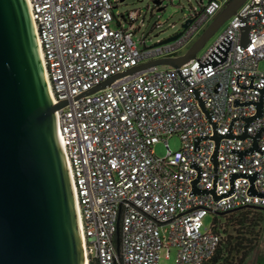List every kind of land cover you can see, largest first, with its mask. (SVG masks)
Here are the masks:
<instances>
[{
	"label": "built area",
	"instance_id": "obj_1",
	"mask_svg": "<svg viewBox=\"0 0 264 264\" xmlns=\"http://www.w3.org/2000/svg\"><path fill=\"white\" fill-rule=\"evenodd\" d=\"M28 1L54 100H68L58 123L87 264H159L172 246L176 264H203L221 239L205 224L209 212L264 206V0H245L181 66L152 65L90 93L130 67L183 53L227 0L202 1L175 39L143 38V47L134 39L140 10L118 12V0ZM173 134L181 147L166 139L157 155L156 142Z\"/></svg>",
	"mask_w": 264,
	"mask_h": 264
},
{
	"label": "water",
	"instance_id": "obj_2",
	"mask_svg": "<svg viewBox=\"0 0 264 264\" xmlns=\"http://www.w3.org/2000/svg\"><path fill=\"white\" fill-rule=\"evenodd\" d=\"M244 1L227 0L183 53L130 67L84 93L105 87L119 75L158 64L179 67L195 58ZM192 19H185L182 27ZM242 28L246 44L250 26ZM181 32L159 42L173 40ZM67 102L54 100L29 1L0 0V264H87L74 183L58 123L57 109ZM258 107L257 115H261L262 100ZM259 135H255L252 149L258 147ZM215 137L219 142L221 135ZM214 159L217 163V150Z\"/></svg>",
	"mask_w": 264,
	"mask_h": 264
},
{
	"label": "rangeland",
	"instance_id": "obj_3",
	"mask_svg": "<svg viewBox=\"0 0 264 264\" xmlns=\"http://www.w3.org/2000/svg\"><path fill=\"white\" fill-rule=\"evenodd\" d=\"M119 3L115 6V10L118 12H126L131 9H139L140 14L135 21L136 25L140 26L134 32V39L137 41L140 47H143L144 41L147 44H154L160 40L166 39L182 30V23L187 19L195 7H201V0H162L160 4L154 2V0H118ZM207 2L208 0H203ZM159 7H162L159 9ZM230 19L228 18L208 39L206 44L199 50V54H202L206 49L215 41L218 35L226 28ZM113 25H116L113 22ZM168 139L169 145L173 150L181 147V137L179 134H173L168 138L156 142L154 145V151L159 156H164L167 153L168 147L166 144ZM260 212V226H255V232H258L260 227L261 232L259 238L246 257L244 264H264V207L258 208ZM247 219H256L257 215L253 211L247 212ZM215 217V212H209L205 216L206 226H211ZM224 227L228 231H232L235 228L240 232L250 233L249 226H241L238 223L239 220L234 218H223ZM249 223V221L247 222ZM257 229V230H256ZM170 254L168 256L167 248H163L160 252L159 264H176L177 247L172 246Z\"/></svg>",
	"mask_w": 264,
	"mask_h": 264
},
{
	"label": "trees",
	"instance_id": "obj_4",
	"mask_svg": "<svg viewBox=\"0 0 264 264\" xmlns=\"http://www.w3.org/2000/svg\"><path fill=\"white\" fill-rule=\"evenodd\" d=\"M258 208L261 207L247 205L223 211L222 213H215L212 225L214 230L220 234L221 239L215 252L203 264H244L247 255L254 248L261 232L259 227L258 232L254 233L258 222L260 226V212ZM248 211H253L257 215L256 219H247ZM229 217L239 220L238 223L241 226H249L250 233L240 232L238 228L228 231L224 227L223 218ZM248 221L249 223H247ZM90 264L97 263L91 261Z\"/></svg>",
	"mask_w": 264,
	"mask_h": 264
}]
</instances>
